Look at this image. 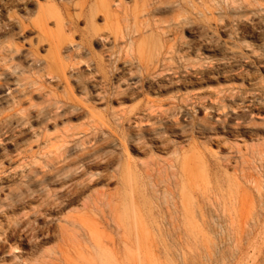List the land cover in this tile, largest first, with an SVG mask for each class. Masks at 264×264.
I'll list each match as a JSON object with an SVG mask.
<instances>
[{
    "label": "rangeland",
    "instance_id": "1",
    "mask_svg": "<svg viewBox=\"0 0 264 264\" xmlns=\"http://www.w3.org/2000/svg\"><path fill=\"white\" fill-rule=\"evenodd\" d=\"M7 1L15 27L0 43L23 54L31 43L40 58L60 45L62 82L27 68L0 77V264H264V158L256 156L264 150V0H206V16L162 9L108 22L71 11L63 27L55 14L70 0L0 7ZM39 7L49 14L42 26ZM92 29L110 41L89 39ZM167 47L170 71L147 77ZM143 110L153 126L139 129L132 121ZM153 183L187 188L174 192V231ZM115 217L141 257L124 256Z\"/></svg>",
    "mask_w": 264,
    "mask_h": 264
},
{
    "label": "bare ground",
    "instance_id": "2",
    "mask_svg": "<svg viewBox=\"0 0 264 264\" xmlns=\"http://www.w3.org/2000/svg\"><path fill=\"white\" fill-rule=\"evenodd\" d=\"M132 5L131 7H127L125 4V0H70L67 3H64L62 5H58V8L60 10V13L55 14V17L59 18V27H63V25L60 24V21L62 20L63 16L71 18V11H74V13L77 14L78 18H85L86 20L89 19L90 21H93L98 14H101L105 17V21L108 22L111 18L115 20H119L121 18L126 19L127 16L130 14L132 15H143L144 17H150L151 13L160 11L162 9H165L166 11H175L178 12L177 14H180L181 12H188V11H193L195 10L197 13H201L203 16H206V0H199L198 2H201V5L197 6L195 5L194 0H185L184 4L177 5L174 3L176 0H131ZM170 1L173 3H170ZM179 1V0H177ZM184 1V0H183ZM9 2L1 5L0 7V17L5 18L7 16V12H5V9L8 7ZM129 4V3H128ZM113 9V10H111ZM163 10V11H165ZM165 11V12H166ZM169 12V11H168ZM52 15L54 13L50 11ZM160 13V12H159ZM158 14V13H157ZM175 14V13H172ZM156 15V14H154ZM153 15V16H154ZM36 16L38 18V23L42 26L43 22H47L49 19V14L43 7H39L38 10L36 11ZM7 23L2 24L0 26V34L7 40H9V32H13L14 26V18L11 15H8L6 17ZM21 27V25H20ZM25 28V27H24ZM68 31L72 32V30H75L74 23L72 21H69L67 25ZM21 29V28H20ZM46 33L42 30L40 34H38V37L36 38V46L37 48H40L42 45V42L44 39H47ZM0 38H2L0 36ZM88 38L91 40H95V38H99L103 45L107 42L110 41V37H103L99 33L95 32V29H92L91 32L88 34ZM12 39V37H11ZM6 42V41H4ZM12 41H7L8 46H4L3 43H0V77H4V80H6V77L14 74H18L21 70L24 71H37V74H42L43 77H51L52 79H56L59 82H62V76L59 71V67L57 66L56 62V57L62 47L58 44L52 43V45L49 46L48 50V56L44 58H40L38 54L36 53V49H34L33 44L28 45V49L25 51V54L21 53L20 48L18 49L15 45H12ZM83 45L78 44L74 47L75 51L81 50ZM132 44L129 45V48L131 49ZM166 50L163 52H160L158 55V58L156 59V62L152 65L151 69L146 68L145 70V75L148 77L151 73H155L158 70L162 68V72H167L170 71L169 68L167 67V64H169L170 60L173 58V52L171 49ZM132 50V49H131ZM18 57V61H16ZM15 62H17L15 65H13ZM168 69H167V68ZM170 67V66H169ZM261 67L264 69V63L261 65ZM9 73V75L5 74ZM144 75V74H143ZM145 76V77H146ZM178 83V82H177ZM135 84H130L128 87H134ZM4 88V84L0 83V89ZM134 89V88H133ZM9 90V89H8ZM132 90H129L131 92ZM88 94V93H87ZM91 93H89L90 95ZM95 96V91L92 92ZM99 94V93H98ZM97 95V92H96ZM64 107H67L66 104H64ZM147 110H150V107H146ZM69 109H72L74 111H79L78 108L71 106ZM145 113H143L141 116H135L133 118V125L137 128H141L142 126L147 128L149 127L148 125L152 122L151 116L149 114H146V111L143 110ZM160 117V115H158ZM131 121L128 119V122ZM153 126V124H150ZM150 126V127H151ZM256 156H258L260 159L264 158V150H258L256 153ZM171 175L173 178L176 177V172L174 171V167L171 166ZM144 175L149 176L148 170H144ZM254 189L257 191L261 190L260 185L257 182H254ZM150 190L152 193H156L157 191H161L162 193V202L166 206V213L167 216L171 219L170 228L171 231L175 230L174 226V221L175 218L174 216L178 215V209L176 206V203L174 202V192H179V193H185L187 188L185 185H179V184H174L172 185L171 183L165 184L163 189L161 190L159 188V185H156L155 183L150 185ZM68 204V203H67ZM65 204V205H67ZM70 204V203H69ZM96 204V203H95ZM59 205V204H58ZM57 207V206H56ZM87 207V205L85 206ZM96 207V205H95ZM97 209V207H96ZM111 209V207H110ZM112 210V209H111ZM113 211V210H112ZM134 215L137 217L138 215L136 214V209L133 208ZM112 214V213H111ZM185 220L188 223V220L191 218V212L189 209H185ZM116 220V217L114 218ZM116 225V229L120 231L121 234V241L123 242L124 246V256L128 257L129 255H141L143 254V249L141 246V243L138 242L137 248L135 251H133L129 245V229H127V226L124 225L123 223H119L117 220L114 222ZM190 226L189 224H186V226ZM185 233L187 237H190L188 234V228H184ZM63 232V231H62ZM140 230L136 229V233L138 236V240L141 241V236H140ZM172 233V232H171ZM171 233H169L171 235ZM63 234V233H62ZM57 254L64 256L65 251L63 248H58ZM58 261L62 264H79V263H72L68 260H66L64 257L63 258H58ZM101 261L103 264H112V262H109L107 259L105 260L104 258L101 257ZM45 264V263H44Z\"/></svg>",
    "mask_w": 264,
    "mask_h": 264
}]
</instances>
